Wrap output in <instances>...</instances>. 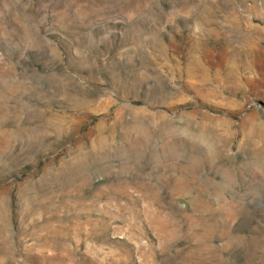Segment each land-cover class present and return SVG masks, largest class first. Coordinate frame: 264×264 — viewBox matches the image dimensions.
<instances>
[{"label":"rangeland","instance_id":"1","mask_svg":"<svg viewBox=\"0 0 264 264\" xmlns=\"http://www.w3.org/2000/svg\"><path fill=\"white\" fill-rule=\"evenodd\" d=\"M0 264H264V0H0Z\"/></svg>","mask_w":264,"mask_h":264}]
</instances>
